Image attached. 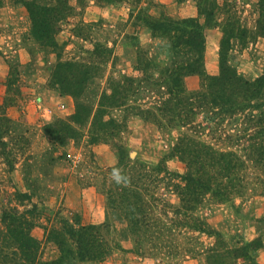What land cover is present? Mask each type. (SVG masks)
<instances>
[{
	"label": "rangeland",
	"instance_id": "obj_1",
	"mask_svg": "<svg viewBox=\"0 0 264 264\" xmlns=\"http://www.w3.org/2000/svg\"><path fill=\"white\" fill-rule=\"evenodd\" d=\"M1 1L0 220L5 209L32 208L30 202L19 201L18 193H27L33 203L42 205L38 226L32 230L34 239L42 243V261L61 257L57 237L66 240V250L76 253L63 231L67 222L99 227L95 234L103 248L85 263L69 254L70 264H264V174L256 164L243 157L246 163L234 172L235 180L229 176L219 184L227 201L209 194L193 211L192 224L204 223L212 234L179 226L182 213L174 183L180 181L158 172L165 167L172 174L186 173V163L171 157L184 133L213 145L217 138H207L206 129L200 134L187 132L179 119L173 122L160 112L167 98L164 84L160 85L165 79L162 71L181 56L176 57L169 38L152 35L143 16L197 18L203 0H65L70 10L55 48L34 38L23 4ZM229 1L236 5L240 25L256 30L259 0ZM205 35V72L216 76L223 32L206 29ZM230 45L227 59L242 77L254 81L264 75V38L250 34L247 39H232ZM78 65L89 80L73 96L62 90L59 80L62 75L69 79ZM201 85L199 75L184 79L188 94ZM77 104L83 115L80 122L74 120ZM148 111L155 118H148ZM170 121L174 130L168 127ZM188 122L208 125L202 112ZM59 127L66 130L63 139L50 134ZM98 137L101 140L94 141ZM121 149L133 162L129 163L132 179H141L140 186L149 187V198L156 199L152 211L160 226L153 235L163 239L165 247L151 255L135 243L136 233L143 232L133 231L131 216L120 208L113 215L107 205L105 193L113 190L107 170L118 165ZM51 230L61 236L54 233L47 240L45 234ZM253 242L260 247L244 249ZM15 259H0V264H16Z\"/></svg>",
	"mask_w": 264,
	"mask_h": 264
},
{
	"label": "trees",
	"instance_id": "obj_2",
	"mask_svg": "<svg viewBox=\"0 0 264 264\" xmlns=\"http://www.w3.org/2000/svg\"><path fill=\"white\" fill-rule=\"evenodd\" d=\"M14 3L23 4L28 10L34 38L46 47L55 48L56 35L70 10L67 1L14 0ZM2 5L3 2L0 0V7ZM258 8L259 19L254 31L240 25L236 5L229 0H225L222 5L218 3V0L201 1L197 18L176 21L166 16L160 18L151 15L143 16V21L152 35L156 38H169L176 57L181 56V60L174 61V64L166 66L162 71L165 79L160 85L164 84L167 98L164 100L165 107L159 109L160 112L167 119L168 116L171 117L173 122L174 118L179 119L180 128H185L187 132L200 134L201 129H206L209 130L207 138L210 135L217 138V143L213 145L189 138L184 133L175 142L171 157L177 156L186 163V173L172 174L165 167L158 171L161 174L165 173L166 177L177 178L180 181L174 183L180 197V207L183 210L178 209L182 213L179 226L195 228L201 233L212 234L213 231L204 223L193 225V211L209 194L222 195L220 199L227 201V193L226 191L223 193L224 188L219 185L222 180L229 176L234 178V172L241 169L246 160L256 164L255 167L264 174V75L249 81L242 77L227 59L232 39H247L250 34L264 38V0H259ZM200 17L204 19V24L201 23ZM206 29H221L223 32L220 45V73L216 76H209L205 72ZM148 67L149 65H145L143 69L147 70ZM75 71L68 74L69 79L68 76L62 75L59 80L62 90L73 96L80 94V90L85 88L89 80L81 66L78 65ZM191 75L201 76L202 85L198 91L188 94L184 79ZM118 87L120 86L117 85L116 88ZM80 109L81 105L77 104L74 120L79 122L83 117ZM201 112L204 113V121L208 125L195 126L188 122L191 117ZM146 114L148 118H155L153 111H148ZM168 127L174 130L171 121ZM104 130L105 127L102 126L101 131L105 134ZM65 132L66 130L59 127L57 131L50 134L59 138ZM99 140L101 139L98 137L94 141ZM240 152L243 154L238 157ZM243 157L246 160H242ZM131 162L125 159V153L121 149L119 163L113 168L122 169L123 174L130 178V183L122 186L113 181V190L108 189L105 193L107 205L109 210L113 211V215L114 211L120 208L125 215L131 216L129 223L133 226V231L143 232L136 233L135 243L140 246L139 249L144 247L145 254L151 255L152 251L158 252L165 247L164 240L153 235L160 226L153 217L152 211V202H156V199L154 196L149 198L147 193L149 187L143 185L141 187V179L136 181L132 179L133 168L129 164ZM107 171L111 173L112 169ZM17 197L21 203L30 202L32 208L23 211L10 208L3 211L0 220V259L4 261L11 256H16V264H70L66 262L69 260L67 255L74 252L71 249L66 250L64 248L66 240L59 237L55 242L59 245L61 257L52 261L41 260L42 243L34 239L32 230L38 226L39 212L44 207L33 203L32 196L27 193H18ZM120 203L122 206H119ZM63 225V231L69 236L76 250L75 258L80 263L94 259L98 253L97 250L103 249L102 244L99 243L101 241L95 234L99 229L96 225L76 227L67 222H63ZM186 225L189 226L186 227ZM54 233L61 236V233L51 230L50 233L45 234L47 240L53 239ZM260 245H254V242L246 243L244 249H258ZM99 255L103 253L100 252Z\"/></svg>",
	"mask_w": 264,
	"mask_h": 264
},
{
	"label": "clouds",
	"instance_id": "obj_3",
	"mask_svg": "<svg viewBox=\"0 0 264 264\" xmlns=\"http://www.w3.org/2000/svg\"><path fill=\"white\" fill-rule=\"evenodd\" d=\"M110 179L117 185L127 186L130 183V178L123 174V170L120 168H113L110 173Z\"/></svg>",
	"mask_w": 264,
	"mask_h": 264
}]
</instances>
